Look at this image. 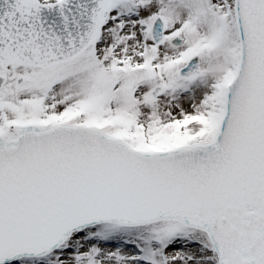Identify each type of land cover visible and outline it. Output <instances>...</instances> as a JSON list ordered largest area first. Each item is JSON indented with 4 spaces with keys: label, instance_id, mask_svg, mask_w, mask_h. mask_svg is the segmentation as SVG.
<instances>
[{
    "label": "snow or ice",
    "instance_id": "snow-or-ice-1",
    "mask_svg": "<svg viewBox=\"0 0 264 264\" xmlns=\"http://www.w3.org/2000/svg\"><path fill=\"white\" fill-rule=\"evenodd\" d=\"M0 264H264V0H0Z\"/></svg>",
    "mask_w": 264,
    "mask_h": 264
}]
</instances>
